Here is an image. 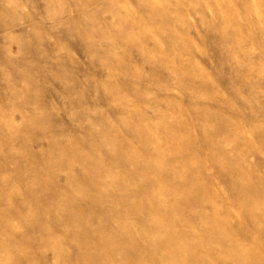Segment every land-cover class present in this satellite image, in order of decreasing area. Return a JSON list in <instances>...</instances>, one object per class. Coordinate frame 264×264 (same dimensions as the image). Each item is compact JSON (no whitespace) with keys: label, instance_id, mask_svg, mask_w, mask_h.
I'll use <instances>...</instances> for the list:
<instances>
[{"label":"rangeland","instance_id":"1","mask_svg":"<svg viewBox=\"0 0 264 264\" xmlns=\"http://www.w3.org/2000/svg\"><path fill=\"white\" fill-rule=\"evenodd\" d=\"M204 2L0 0V264H264V0Z\"/></svg>","mask_w":264,"mask_h":264},{"label":"bare ground","instance_id":"2","mask_svg":"<svg viewBox=\"0 0 264 264\" xmlns=\"http://www.w3.org/2000/svg\"><path fill=\"white\" fill-rule=\"evenodd\" d=\"M203 1V2H202ZM205 0H196V7H197V10H200L201 9V7L202 6H205V3L206 2H204ZM207 1V0H206ZM224 1L225 0H210V4L211 5H213V6H215V17H216V11L219 13V14H221V15H223L224 13L222 12L223 10H222V4L224 3ZM189 3V2H188ZM192 3V2H191ZM209 4V3H208ZM194 5V4H193ZM185 10H187V9H185ZM187 12V11H186ZM212 15H213V13H212ZM224 16V15H223ZM243 30V29H242ZM240 31V30H239ZM190 33V32H189ZM197 34V36H198V31H196L195 32V35ZM192 37H194V36H192ZM196 56V55H195ZM200 61H201V63H203L202 62V60L200 59ZM205 63V62H204ZM207 66V65H206ZM238 109V108H237ZM247 135H248V133H247ZM255 154V152L254 153H250L249 155H252V156H254V158H252L251 157V160L249 161L250 163H252L253 161H254V159L256 158V156L254 155ZM264 255V254H263Z\"/></svg>","mask_w":264,"mask_h":264}]
</instances>
